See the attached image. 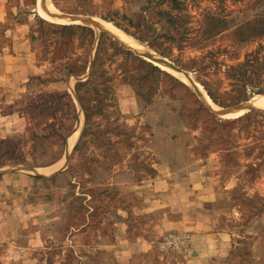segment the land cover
Listing matches in <instances>:
<instances>
[{
	"label": "rangeland",
	"instance_id": "rangeland-1",
	"mask_svg": "<svg viewBox=\"0 0 264 264\" xmlns=\"http://www.w3.org/2000/svg\"><path fill=\"white\" fill-rule=\"evenodd\" d=\"M176 73L264 97V0H0V264H264V112Z\"/></svg>",
	"mask_w": 264,
	"mask_h": 264
},
{
	"label": "bare ground",
	"instance_id": "bare-ground-1",
	"mask_svg": "<svg viewBox=\"0 0 264 264\" xmlns=\"http://www.w3.org/2000/svg\"><path fill=\"white\" fill-rule=\"evenodd\" d=\"M41 16L44 19L55 22V23H60V24L81 23V24L87 25L89 27H92L93 29H97V30L102 29L103 31L107 32L112 37H114L116 40H118L119 42L124 43L128 47L134 49L140 57H142L148 61L155 62L159 65H162L161 66L162 68L169 70L168 65H167V61H165L161 58H158L155 53L153 54L148 48L144 47L142 44H140L139 42H137L136 40H134L132 37L128 36L124 32L120 31L118 28H116L115 26H113L110 23L102 22V21L98 22L97 20L89 19V17L88 18H80V17H67L66 16V17H64L66 19H64V18L53 16V15H51V13L49 11H46L44 9L41 11ZM176 72L180 73V71H178V70H176ZM187 75H189V74H187ZM185 76L179 75L176 73V77L178 79L182 80L185 84L193 87L197 91V93L200 95L201 99H203V101L208 106H210L212 109H215V111H213V113L216 116L236 117V116H240L244 112H247L248 110L250 111L252 109H258V110H261L264 112V97H256V98H253L248 103L240 104V105H238L234 108H231V109L217 111L216 110L217 107H215V105L212 104L208 95L201 88V86L190 81V79H189L190 76L188 78Z\"/></svg>",
	"mask_w": 264,
	"mask_h": 264
},
{
	"label": "trees",
	"instance_id": "trees-1",
	"mask_svg": "<svg viewBox=\"0 0 264 264\" xmlns=\"http://www.w3.org/2000/svg\"><path fill=\"white\" fill-rule=\"evenodd\" d=\"M61 28L63 30H70V31L75 30V29H80L82 31H88L90 34L93 35V30L91 28L84 27V26H79V25H61ZM124 31H127V30L124 29ZM130 35L136 37L139 41L147 42V40H144L142 37L135 36L134 33H130ZM103 36H104L103 34L100 35V40H99V43H98V46H97L95 58H94V60L92 62L91 71H90V74H89L90 77L88 78V80L91 79L95 73H97V68L99 67V64H100V62H99L100 61V53H101L100 46H101V43H102V37ZM148 42L151 43L152 41H148ZM245 66L246 67H252V65H250V62L246 61L245 63L240 64L239 66H236L237 68L229 67V70L233 71L235 69H240L241 67H245ZM85 69H86V66L84 67L83 71H85ZM251 72H255V70L252 69V71H251V69H250V71H248L247 69H242V70H239L238 72L234 73V75H230V76H232L234 78H237V79L239 78L238 81H240V82L241 81H244L243 83H247L248 82V83H250V86H255L254 83H252V77L253 76L251 77V75H250ZM103 73H105V72H103ZM256 82L261 83L258 79H256ZM82 85H83V83L78 82V83H76V86H75L76 87V91H77L76 95H77V98H78V100L80 102H82V98H81V96L78 93V89ZM203 86H204V89L207 92L208 96L212 99V101H215L212 93L209 91V89L206 87V85L204 83H203ZM249 92L250 93H264V89H256V90H251L250 89Z\"/></svg>",
	"mask_w": 264,
	"mask_h": 264
},
{
	"label": "water",
	"instance_id": "water-1",
	"mask_svg": "<svg viewBox=\"0 0 264 264\" xmlns=\"http://www.w3.org/2000/svg\"><path fill=\"white\" fill-rule=\"evenodd\" d=\"M51 15H53V14H51ZM78 17L79 15H71V14H62V13H59L58 14V17ZM84 17H89V16H84ZM173 67L176 69V70H178V71H182V70H180L179 68H177V67H175L174 65H173ZM200 98V97H199ZM201 99V98H200ZM202 101V100H201ZM203 103V102H202ZM204 105H205V103H203ZM205 107H206V105H205ZM233 107V106H232ZM207 108V107H206ZM229 108V107H228ZM227 109V108H226ZM211 113V112H210ZM212 114V113H211Z\"/></svg>",
	"mask_w": 264,
	"mask_h": 264
},
{
	"label": "crops",
	"instance_id": "crops-1",
	"mask_svg": "<svg viewBox=\"0 0 264 264\" xmlns=\"http://www.w3.org/2000/svg\"><path fill=\"white\" fill-rule=\"evenodd\" d=\"M71 25H77V24H71ZM142 58V57H141Z\"/></svg>",
	"mask_w": 264,
	"mask_h": 264
}]
</instances>
